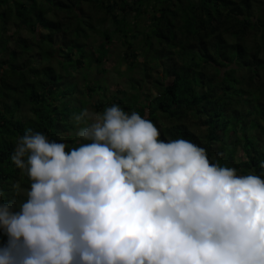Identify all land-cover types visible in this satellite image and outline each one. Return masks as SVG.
<instances>
[{
    "label": "trees",
    "instance_id": "16d2710c",
    "mask_svg": "<svg viewBox=\"0 0 264 264\" xmlns=\"http://www.w3.org/2000/svg\"><path fill=\"white\" fill-rule=\"evenodd\" d=\"M257 1L0 0V203L18 211L27 199L31 182L11 160L27 130L66 151L88 142L73 119L83 96L92 111H135L161 140H188L211 163L264 179V58L250 46L264 40ZM115 44L126 72L111 89L89 74L107 75ZM91 48L84 71L75 51ZM7 240L0 229V247Z\"/></svg>",
    "mask_w": 264,
    "mask_h": 264
},
{
    "label": "clouds",
    "instance_id": "9594fccd",
    "mask_svg": "<svg viewBox=\"0 0 264 264\" xmlns=\"http://www.w3.org/2000/svg\"><path fill=\"white\" fill-rule=\"evenodd\" d=\"M73 119L88 142L71 150L30 129L17 139L11 160L31 183L18 211L0 203V264H264L260 175L161 140L118 105Z\"/></svg>",
    "mask_w": 264,
    "mask_h": 264
},
{
    "label": "rangeland",
    "instance_id": "374dc122",
    "mask_svg": "<svg viewBox=\"0 0 264 264\" xmlns=\"http://www.w3.org/2000/svg\"><path fill=\"white\" fill-rule=\"evenodd\" d=\"M256 6H257V9L259 7L264 8V0H258ZM254 38H251L250 46L253 45V47L260 49V51H262V52H260V56L264 58V40L261 38H258V39H254ZM88 42L93 43V41H86L84 45L88 46L89 45ZM122 50H123L122 46L119 44H115V46H113L111 48V54H113V55H111V58L105 64V70L107 72V75L104 76L103 74L100 75L99 73H95V74L90 73L89 77L95 81L101 80L102 83L105 82L106 85H108L111 89H113L114 85H116V84H120V83L123 84L124 78L121 77L120 74L126 72V66L124 64H120L121 59L119 56H120V53ZM63 51H65V50L63 49ZM91 52H92V48L89 51H87V50L86 51H82V50L81 51H79V50L75 51L76 55L78 54L79 56L81 55V53H83V54L88 53V55H89ZM61 54H63V53H61ZM88 55L85 54L84 59H83V61L85 62L84 66H83L84 71H86V70L89 71L91 69V62L93 61L94 55H91V58L88 57ZM140 59L142 60V57ZM57 62H58V60L55 59V61H53L52 64L55 65V67L57 69L56 71H60V70H58L59 64ZM84 71H83V73H85ZM125 80L127 82L129 80V76H125ZM64 91H65V89H64ZM58 94H60V93L58 92L56 94H53L52 98H56V96ZM80 100H81L80 110H84V109L91 110V104L89 103L88 99H86L83 96L80 98ZM73 115H78V112H73ZM83 126L84 125H78L77 129L80 130V128Z\"/></svg>",
    "mask_w": 264,
    "mask_h": 264
}]
</instances>
